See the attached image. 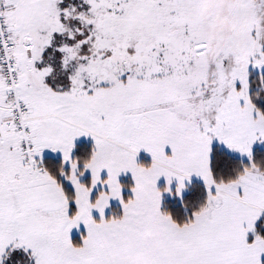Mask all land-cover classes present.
Returning a JSON list of instances; mask_svg holds the SVG:
<instances>
[{
    "label": "snow or ice",
    "instance_id": "6c2138e0",
    "mask_svg": "<svg viewBox=\"0 0 264 264\" xmlns=\"http://www.w3.org/2000/svg\"><path fill=\"white\" fill-rule=\"evenodd\" d=\"M0 264H264V0H0Z\"/></svg>",
    "mask_w": 264,
    "mask_h": 264
}]
</instances>
